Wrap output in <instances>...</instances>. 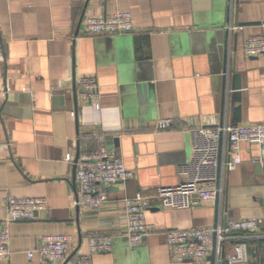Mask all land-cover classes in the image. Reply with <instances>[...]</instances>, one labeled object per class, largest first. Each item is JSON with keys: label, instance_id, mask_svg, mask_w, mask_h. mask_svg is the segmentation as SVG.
<instances>
[{"label": "crops", "instance_id": "crops-1", "mask_svg": "<svg viewBox=\"0 0 264 264\" xmlns=\"http://www.w3.org/2000/svg\"><path fill=\"white\" fill-rule=\"evenodd\" d=\"M117 11L130 12L131 32L80 35L83 20ZM227 17L228 0H0V220L8 195L44 197L47 205L10 226L12 256L0 264H39L25 253L50 235L72 237L59 264H77L92 234L111 235L112 248L93 254L91 264H196L171 258L166 231L264 221V157L240 143L241 164L223 173L218 202L193 198L190 208L172 209L153 200L145 221L156 230L136 247L124 235L123 199L179 184L177 168L191 157L189 127L232 123L214 34ZM231 23L227 84L239 75L238 125L264 123V54L243 53L246 39L264 35V0H232ZM83 76L98 83V110L78 98ZM162 119L171 128L156 131ZM111 137L134 178L104 188L108 200L97 210H82L65 157L106 149ZM263 254L264 242H250L246 264H261Z\"/></svg>", "mask_w": 264, "mask_h": 264}, {"label": "built area", "instance_id": "built-area-1", "mask_svg": "<svg viewBox=\"0 0 264 264\" xmlns=\"http://www.w3.org/2000/svg\"><path fill=\"white\" fill-rule=\"evenodd\" d=\"M228 18L231 23L232 0H229ZM231 26L232 23L230 29ZM81 28L82 37L129 33L133 30L132 16L128 11H117L112 15L89 17L82 21ZM243 53L246 57L263 55L264 35L246 39ZM75 86L78 98L98 110L99 87L95 77H79ZM170 128L171 121L165 119L158 121L155 126L156 131ZM188 132L191 139V157L177 168L179 184L160 187L151 196L136 193L132 198L123 199L124 235L129 246L140 245L145 236L156 230L155 225L145 221V211L149 209L151 201L157 200L160 205L172 209L190 208L193 198L199 202H217L223 192V173L241 164L238 154L240 143L258 146L261 157H264V123L232 126L221 121L212 125H193ZM226 148L229 158L225 156ZM65 160L73 163L74 157L68 154ZM132 178L133 171L126 169L123 161L106 149L81 153L75 164L78 187L75 205L82 210L95 211L108 200L104 188ZM46 209L44 197L8 195L5 198L4 218L0 220V260H7L12 256L9 247L10 226L18 222L32 221L37 213ZM165 237L173 259L201 264L213 256L214 264H246L249 261V243L264 242V221L258 217L230 220L213 227L166 231ZM87 241L88 253L80 255L77 264H91L93 254H106L111 251V235L92 234L87 237ZM228 247L229 253L226 252ZM71 251L72 237L50 235L42 237L38 246L27 251L25 255L28 261L38 259L39 264H59L68 258Z\"/></svg>", "mask_w": 264, "mask_h": 264}, {"label": "water", "instance_id": "water-1", "mask_svg": "<svg viewBox=\"0 0 264 264\" xmlns=\"http://www.w3.org/2000/svg\"><path fill=\"white\" fill-rule=\"evenodd\" d=\"M228 10H229V0H228ZM230 20L229 18L227 17V20H226V24H225V27L224 29H220L218 31H216L214 34L216 36H219L221 37L218 41H217V46H218V53L219 55L221 54L222 56V65H223V69H224V75H223V81H224V95H225V98H224V106H225V109H226V105H227V97H228V88L232 91L231 93V98H230V101H231V114H232V123L231 125L232 126H236L238 125V123H240V117H239V113H240V106L239 105H236L235 104H239L240 102V81H239V75L238 74H234L232 75V82H231V85L229 86L227 83H228V77H229V74H230V70H229V67H228V63H226V60H227V57H228V49L230 47V41H231V31H230ZM233 69V68H232ZM224 112H222L223 114ZM118 144H119V139L117 137H111V138H108L105 140V145H106V150L114 155L116 158L120 159L119 156L116 154L115 152V149L118 148ZM78 156H79V151L77 150V153L75 155V158H74V162H73V179H75V164L77 162V159H78ZM110 189V188H109ZM107 189V190H109ZM218 202V201H217ZM208 260L214 264V258L213 256H210L208 258ZM261 264H264V254L262 256V263Z\"/></svg>", "mask_w": 264, "mask_h": 264}, {"label": "rangeland", "instance_id": "rangeland-1", "mask_svg": "<svg viewBox=\"0 0 264 264\" xmlns=\"http://www.w3.org/2000/svg\"><path fill=\"white\" fill-rule=\"evenodd\" d=\"M224 248H225V246H224Z\"/></svg>", "mask_w": 264, "mask_h": 264}]
</instances>
